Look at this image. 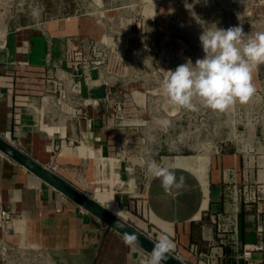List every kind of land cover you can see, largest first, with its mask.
<instances>
[{"label":"crops","instance_id":"obj_1","mask_svg":"<svg viewBox=\"0 0 264 264\" xmlns=\"http://www.w3.org/2000/svg\"><path fill=\"white\" fill-rule=\"evenodd\" d=\"M95 24L81 16L11 23L0 11V133L123 218L120 207H144L147 224L168 235L172 252L187 264H264V156L239 143L161 166L184 177L170 193L156 170L135 194L111 189L114 175L120 182L114 156L122 153L124 131L113 102L120 87L96 64ZM90 54L87 68L79 62L75 70L76 56ZM0 208L18 214L11 233L0 228V237L38 248L49 264H141L148 258L2 151Z\"/></svg>","mask_w":264,"mask_h":264},{"label":"rangeland","instance_id":"obj_2","mask_svg":"<svg viewBox=\"0 0 264 264\" xmlns=\"http://www.w3.org/2000/svg\"><path fill=\"white\" fill-rule=\"evenodd\" d=\"M0 11L6 22L20 24L69 16L95 21L100 34L96 64L120 87L113 98L116 122L124 131L122 153L114 156L120 182H114V175L111 189L135 194L141 180L174 157L211 153L224 143H239L264 156V65L253 72L256 91L249 102L224 112L205 108L198 100L196 110L174 106L162 89L168 71L203 58L199 36L205 27L242 25L245 33L264 31V0H0ZM92 59L90 54L85 60ZM122 163L130 168L126 179ZM120 209L133 225V217L143 222L144 227H137L154 240L163 235L147 224L150 216L144 207Z\"/></svg>","mask_w":264,"mask_h":264},{"label":"clouds","instance_id":"obj_3","mask_svg":"<svg viewBox=\"0 0 264 264\" xmlns=\"http://www.w3.org/2000/svg\"><path fill=\"white\" fill-rule=\"evenodd\" d=\"M205 27L199 36L203 58L195 63L188 59L180 64L162 82L169 102L185 109L196 110V103L213 111L224 112L237 103L246 104L254 95L253 72L264 65V31L245 33L243 26L227 29ZM164 126L169 121H161ZM166 192L182 187L184 177L159 167L154 173ZM125 242L135 245V236H126ZM175 244L168 235H161L153 250L141 264H164Z\"/></svg>","mask_w":264,"mask_h":264},{"label":"water","instance_id":"obj_4","mask_svg":"<svg viewBox=\"0 0 264 264\" xmlns=\"http://www.w3.org/2000/svg\"><path fill=\"white\" fill-rule=\"evenodd\" d=\"M0 151L8 157L25 167L27 170L35 174L41 180L60 191L66 197L76 202L87 212L93 214L105 224L115 229L120 234L126 236H135L138 240L137 245L145 252L150 253L153 250L154 240L137 226L128 222L119 214L108 209L100 203L95 196L85 192L69 180L61 176L48 165L38 161L30 154L24 152L10 139L0 133ZM169 258L164 264H187L173 252L169 254Z\"/></svg>","mask_w":264,"mask_h":264},{"label":"built area","instance_id":"obj_5","mask_svg":"<svg viewBox=\"0 0 264 264\" xmlns=\"http://www.w3.org/2000/svg\"><path fill=\"white\" fill-rule=\"evenodd\" d=\"M74 68L78 70L79 62H82L83 68H87L86 60L81 56H76ZM83 72V70H82ZM18 214L8 208H0V228L8 233H11ZM38 248H34L28 244L12 242L4 237H0V261L5 264H12L16 261L17 264H49L43 260L42 255L37 252ZM179 258L181 256L175 254ZM250 249L245 251V256H250Z\"/></svg>","mask_w":264,"mask_h":264},{"label":"bare ground","instance_id":"obj_6","mask_svg":"<svg viewBox=\"0 0 264 264\" xmlns=\"http://www.w3.org/2000/svg\"><path fill=\"white\" fill-rule=\"evenodd\" d=\"M101 203V202H100ZM104 205V204H103ZM105 206V205H104ZM107 207V206H106ZM108 209H110L109 207H107ZM111 210V209H110ZM112 211V210H111ZM114 212V211H113ZM117 214V213H116Z\"/></svg>","mask_w":264,"mask_h":264}]
</instances>
